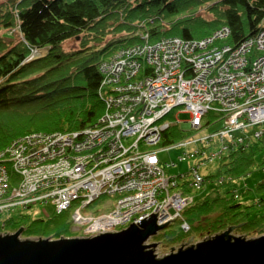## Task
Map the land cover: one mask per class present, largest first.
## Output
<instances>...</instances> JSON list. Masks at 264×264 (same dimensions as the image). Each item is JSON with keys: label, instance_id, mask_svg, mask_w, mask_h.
<instances>
[{"label": "built area", "instance_id": "2783aa9c", "mask_svg": "<svg viewBox=\"0 0 264 264\" xmlns=\"http://www.w3.org/2000/svg\"><path fill=\"white\" fill-rule=\"evenodd\" d=\"M229 36L226 26L201 39L151 42L146 33L143 42L103 61L99 94L105 109L94 123L70 132L29 133L0 153V213L51 201L57 213L75 207L72 224L84 237L120 231L152 213H158V224L182 219L189 230L182 211L191 196L180 184L208 188L200 171L207 161L264 137V28L238 45L224 43ZM177 108L190 114L188 127L195 133L160 146L164 131L179 127L178 119L172 122ZM212 112L217 120L204 122ZM215 123L220 127L199 135ZM178 146L185 154L180 161L199 158L198 164L169 176L170 166L158 154ZM105 195L115 197L112 209L89 213L87 207Z\"/></svg>", "mask_w": 264, "mask_h": 264}, {"label": "trees", "instance_id": "16d2710c", "mask_svg": "<svg viewBox=\"0 0 264 264\" xmlns=\"http://www.w3.org/2000/svg\"><path fill=\"white\" fill-rule=\"evenodd\" d=\"M230 29L224 43L238 45L264 28V0H1L0 2V153L33 132H70L94 123L104 112L99 88L100 64L118 50L164 37L201 39L221 27ZM79 40L77 48L66 43ZM36 54L32 56V54ZM219 115L209 113L207 122ZM185 135L177 126L163 133L162 146ZM264 150V137L231 146L220 166L206 174L207 193L182 211L189 230L176 220L154 238L165 251L191 237L202 240L227 229L264 233V212L252 216L237 191L221 187L249 174ZM221 177L223 183H215ZM15 178V177H14ZM17 183L14 179L13 187ZM192 196L189 181L180 184ZM264 190V183L258 185ZM204 190V189H200ZM264 198H260L263 205ZM22 229L23 236H74L71 210L53 217L10 218L0 235Z\"/></svg>", "mask_w": 264, "mask_h": 264}, {"label": "water", "instance_id": "95a60500", "mask_svg": "<svg viewBox=\"0 0 264 264\" xmlns=\"http://www.w3.org/2000/svg\"><path fill=\"white\" fill-rule=\"evenodd\" d=\"M157 214L91 237L22 238V229L1 234L0 264H264V235L246 239L231 234L233 229L158 257L153 249L158 244L147 241L169 221L158 224Z\"/></svg>", "mask_w": 264, "mask_h": 264}, {"label": "rangeland", "instance_id": "374dc122", "mask_svg": "<svg viewBox=\"0 0 264 264\" xmlns=\"http://www.w3.org/2000/svg\"><path fill=\"white\" fill-rule=\"evenodd\" d=\"M78 46H79V40L78 41L72 40L66 43L67 48H77ZM180 111H181L180 108L176 109V114H175L176 116L172 117V122L175 123L176 120L178 119L180 121L179 129L182 128L183 131L182 130L181 131L185 135H187L186 137H189L195 133V131H191V129L188 127V121L190 120V114L187 112H180ZM168 120L171 121V119H168ZM206 121L207 119L204 120V122ZM219 127H220V124L215 123L207 128H204L199 133V135L208 134L216 130ZM184 155L185 154H184L183 147L178 146L170 150H164V151L159 152L158 157L162 162L170 166L166 170L169 176H174V175L178 176V175L187 173L190 170V167L198 164L199 158H190L185 161H180V158ZM220 162H221L220 157L212 161H207L206 165L201 168L200 170L201 173L209 174L211 172H215L220 166ZM261 183H264V150L262 151L260 155H258L256 164L254 165V167L252 168L249 174L238 177V178H234L231 182H227L226 184H224L221 187V190L223 192L231 191V193L237 191L239 195V197L237 198V201L241 202L244 206H246L247 210L251 212L252 216H254L259 213L264 212V203L263 205L259 204L260 198H264V190L258 189V185ZM176 190L177 188L172 189V191H176ZM206 193H207V188L204 190H198L197 192L192 193L191 199H198L204 196ZM115 201H116L115 197L113 196H109V195L102 196L94 204L88 206L87 211L89 213H94V214H99L105 211H110ZM74 208L75 207H72L70 209L71 213L74 210ZM56 213H57L56 207L51 201L47 203H36L29 207L19 205L13 208L12 210H9V211L7 210L3 213H0V224H2L4 221L10 218L21 220L23 217H25V223L26 225H29L35 218L53 217L56 215ZM72 230L74 232V236H80L83 232L80 229L72 228ZM231 234H233L234 236H242L246 239H252V238L264 235V233H261L260 235L259 234H247L241 231H237L235 228H233V230L231 231ZM21 237L22 238H36V237H31V236H23V234L21 235ZM41 238L55 239L52 236L41 237ZM198 241L199 240H195V239L189 243L188 241H186L185 243H181L177 246H174L175 249L172 250L171 248L168 251L167 250L165 251V248L161 246L159 241H157L154 237H152L149 241H147V244L157 243L158 246L156 245L155 247H153V249L156 250L160 255H166L167 253H170L171 251L179 250V248H187L189 246H192Z\"/></svg>", "mask_w": 264, "mask_h": 264}, {"label": "bare ground", "instance_id": "6f19581e", "mask_svg": "<svg viewBox=\"0 0 264 264\" xmlns=\"http://www.w3.org/2000/svg\"><path fill=\"white\" fill-rule=\"evenodd\" d=\"M222 178V177H221ZM218 181V180H217ZM217 181H215V183H218ZM180 220H182V219H180ZM182 223H183V221H182ZM169 224V223H168ZM72 228H74V225H72ZM76 229V228H75ZM228 230V229H227ZM83 235V234H82ZM79 237H84V236H79Z\"/></svg>", "mask_w": 264, "mask_h": 264}]
</instances>
